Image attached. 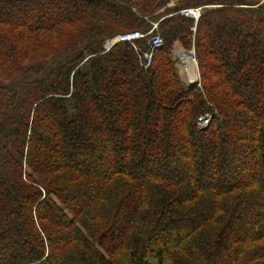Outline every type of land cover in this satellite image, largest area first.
<instances>
[{
	"label": "trees",
	"instance_id": "16d2710c",
	"mask_svg": "<svg viewBox=\"0 0 264 264\" xmlns=\"http://www.w3.org/2000/svg\"><path fill=\"white\" fill-rule=\"evenodd\" d=\"M168 3L0 0V264H264V0Z\"/></svg>",
	"mask_w": 264,
	"mask_h": 264
},
{
	"label": "rangeland",
	"instance_id": "374dc122",
	"mask_svg": "<svg viewBox=\"0 0 264 264\" xmlns=\"http://www.w3.org/2000/svg\"><path fill=\"white\" fill-rule=\"evenodd\" d=\"M169 1V5H167L169 9H183V8H178V4H180V1L181 0H168ZM186 8V7H184ZM197 8V7H195ZM165 9L162 10V12L164 11ZM160 13V12H159ZM98 14V13H97ZM144 16V14H143ZM87 19H90L93 17V15L91 13H89L87 16ZM148 20V19H146ZM153 24H157V23H153L152 21H150V27L148 28L147 32L153 28ZM112 38V37H111ZM111 38H108L106 40H109ZM225 39V38H224ZM106 40L104 41V43L106 42ZM104 43H103V50H104ZM175 48V46H174ZM179 48V49H178ZM174 50V49H173ZM180 50V55L176 58H175V62L177 64V67L179 69V72L181 73V77L183 79V81L189 86V87H199L200 86V81H201V77H200V72H199V69H198V64H197V61L194 62V61H187L186 60V57L185 55L186 54H190L189 56H195L196 52H195V48L192 47V49H186L184 48L179 42L177 43V47H176V53L177 54V51ZM173 54H174V51H173ZM223 54V53H221ZM191 58V57H190ZM196 59V58H195ZM188 65V66H187ZM190 66V67H189ZM193 66V67H192ZM188 67V68H187ZM184 71L186 73H188V77L185 76L184 74ZM264 100V98H263ZM101 116V115H100ZM243 124H246V118L243 119ZM242 125V124H241ZM179 124L176 123L175 126H171L172 130L175 131L174 133L177 134V133H180L179 131ZM165 128H164V125L162 124L161 125V132L163 133ZM242 130H244V128H242ZM174 146L175 147H180V145L182 146L184 144V139L183 140H174ZM44 143V142H43ZM188 142L186 141V144ZM193 144L190 145V147L192 148ZM83 147V145L81 146ZM239 160H240V165L238 164L239 162H235L234 165H235V168H236V171H235V175H242V174H250L252 173V169L250 168L251 166L249 165H252L251 162H248L246 159H244L243 157L245 156V150L243 148H238L237 151H236V154H235ZM76 156V159H79L80 157ZM61 158H62V155H61ZM63 160V159H62ZM105 166L106 165H111L112 163V158L111 157H108V159L106 160V162H104ZM107 163V164H106ZM88 164V162H87ZM101 166V165H98L97 163H94L92 162V164L90 165V170L92 173H94L95 175H100L104 170H105V166ZM97 178H100V177H97ZM252 227L249 226V224L246 226V230H244L242 233H236L235 234V237L236 238H240L242 236H250L252 235Z\"/></svg>",
	"mask_w": 264,
	"mask_h": 264
},
{
	"label": "built area",
	"instance_id": "2783aa9c",
	"mask_svg": "<svg viewBox=\"0 0 264 264\" xmlns=\"http://www.w3.org/2000/svg\"><path fill=\"white\" fill-rule=\"evenodd\" d=\"M202 7H190V8H183L179 11V13L187 18H191L195 20V23L198 22L202 15ZM158 24H153V28L150 29L148 32H127L124 34H118L114 37H112L109 40H106L104 43V53L110 52L116 45L121 43H129L133 45L136 48L135 42L137 40L143 39V38H149L148 44L150 47V51L145 53V60L147 63V66H149L152 62L154 51L159 49L163 45V39L162 37L155 32L157 29ZM195 28H193V31ZM193 61L196 62L195 56H192ZM212 119L211 114L206 113L203 114L199 119L198 123L201 127H206L210 124V121Z\"/></svg>",
	"mask_w": 264,
	"mask_h": 264
},
{
	"label": "crops",
	"instance_id": "0c3cea01",
	"mask_svg": "<svg viewBox=\"0 0 264 264\" xmlns=\"http://www.w3.org/2000/svg\"><path fill=\"white\" fill-rule=\"evenodd\" d=\"M174 46H175V48H174V50H173V51H174V54H173V55H174V59H175V58H176V56L178 57V56L180 55V54H179V53H180V50H179V51H177V54H175V53H176V47H177V43H176ZM178 49H179V48H178ZM184 74H185V76H186V77H188V76H189V75H188V73H186L185 71H184ZM180 75H181V73H180Z\"/></svg>",
	"mask_w": 264,
	"mask_h": 264
},
{
	"label": "bare ground",
	"instance_id": "6f19581e",
	"mask_svg": "<svg viewBox=\"0 0 264 264\" xmlns=\"http://www.w3.org/2000/svg\"><path fill=\"white\" fill-rule=\"evenodd\" d=\"M189 55H190V54H186V55H185L186 60H187V61H190V60L193 61L192 55H191V56H189ZM190 57H191V58H190ZM187 66H188V65H187ZM189 67H190V66H189ZM192 67H193V66H192ZM187 68H188V67H187Z\"/></svg>",
	"mask_w": 264,
	"mask_h": 264
}]
</instances>
